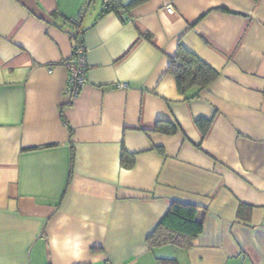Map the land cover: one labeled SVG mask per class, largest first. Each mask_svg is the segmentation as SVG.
I'll return each mask as SVG.
<instances>
[{"label": "crops", "instance_id": "1", "mask_svg": "<svg viewBox=\"0 0 264 264\" xmlns=\"http://www.w3.org/2000/svg\"><path fill=\"white\" fill-rule=\"evenodd\" d=\"M103 1L0 0V264H264V0ZM179 44L218 72L196 95ZM171 201L199 207L188 249L146 241Z\"/></svg>", "mask_w": 264, "mask_h": 264}, {"label": "trees", "instance_id": "2", "mask_svg": "<svg viewBox=\"0 0 264 264\" xmlns=\"http://www.w3.org/2000/svg\"><path fill=\"white\" fill-rule=\"evenodd\" d=\"M143 1L145 0H130L126 4H122L120 0H106L103 3L105 9L109 10L116 9L117 6L121 5L132 7ZM68 22L70 27H72L70 35L74 38V28L81 27L77 19H69ZM166 73L174 78L178 92L185 94L189 89L195 88L196 92L194 95L205 89L218 76V72L214 68L181 44L178 45L174 55L169 57ZM196 123L204 133L210 121L198 119ZM153 129L162 133H172L175 127L169 122H157ZM121 154L123 157L124 152L122 151ZM127 156L130 157L128 161L130 166L133 162L132 155L127 154ZM250 211L251 206L240 203L236 216L243 221H249ZM198 215L199 207L196 205L171 201L156 227L146 237L147 243L150 246L173 244L183 249L190 248L193 245V240L202 231L203 219Z\"/></svg>", "mask_w": 264, "mask_h": 264}, {"label": "built area", "instance_id": "3", "mask_svg": "<svg viewBox=\"0 0 264 264\" xmlns=\"http://www.w3.org/2000/svg\"><path fill=\"white\" fill-rule=\"evenodd\" d=\"M106 1V0H104ZM165 11L172 15L175 14V10L171 5L165 6ZM74 28V26H73ZM74 40L75 44L72 47V51L68 59L64 61V65L67 70V78L64 92L69 95H74L78 92L80 87L86 80V54L87 50L83 43V32L81 28H74Z\"/></svg>", "mask_w": 264, "mask_h": 264}]
</instances>
